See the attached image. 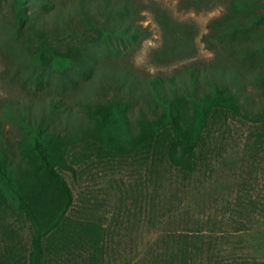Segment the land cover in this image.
I'll list each match as a JSON object with an SVG mask.
<instances>
[{"label":"trees","instance_id":"obj_1","mask_svg":"<svg viewBox=\"0 0 264 264\" xmlns=\"http://www.w3.org/2000/svg\"><path fill=\"white\" fill-rule=\"evenodd\" d=\"M258 2L233 0L230 13L212 24L232 63L191 64L148 77L119 63L117 54L143 35L130 23L128 0H11L12 24L28 39L29 98L0 104V212L14 203L32 235L23 260L0 264H58L72 247L86 251L87 264H101L105 228L70 216L73 193L61 173L75 172L69 155L80 142L92 140L95 153L112 161L148 155L158 178V164L188 176L214 127L234 118L251 120L264 136V97L256 101L245 84L264 92ZM234 205L240 218L232 232L216 242L197 231L163 236L151 264H264V251L251 244L264 241V196Z\"/></svg>","mask_w":264,"mask_h":264},{"label":"rangeland","instance_id":"obj_2","mask_svg":"<svg viewBox=\"0 0 264 264\" xmlns=\"http://www.w3.org/2000/svg\"><path fill=\"white\" fill-rule=\"evenodd\" d=\"M232 1L128 0L130 23L143 35L138 44L117 54L119 63L148 77H166L191 64L232 63L211 34L212 24L230 13ZM256 6L261 10L264 0ZM12 21L11 0H0V104L29 98L28 39ZM245 84L256 101L264 97L247 79ZM137 107L131 117L137 115ZM259 129L243 117L215 126L205 154L188 176L175 169L164 172L158 164L157 178L155 170L150 173L148 155H121L112 161L95 153L92 140L80 142L69 155L75 172H61L73 193L70 216L104 226L101 264H151L160 239L179 232L197 231L216 242L228 229L232 232L240 218L234 205L238 199L253 196L257 201L264 196V136ZM212 218L214 224L208 221ZM31 235L24 213L14 203L6 206L0 212V262L13 256L23 260ZM251 244L264 251V241ZM60 260L58 264H87L89 257L82 248L72 247Z\"/></svg>","mask_w":264,"mask_h":264}]
</instances>
